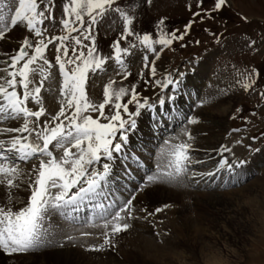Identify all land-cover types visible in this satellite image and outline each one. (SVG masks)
I'll use <instances>...</instances> for the list:
<instances>
[{
    "label": "snow or ice",
    "instance_id": "6c2138e0",
    "mask_svg": "<svg viewBox=\"0 0 264 264\" xmlns=\"http://www.w3.org/2000/svg\"><path fill=\"white\" fill-rule=\"evenodd\" d=\"M150 4L151 0H139V3L135 0H63V15L57 23L53 17L54 0H0V39L16 26L23 27L27 33L18 49L5 52L0 60L4 65L0 68L4 73L0 75V123L18 124L0 127V136L4 137L0 138V182L8 188L25 183L30 193L17 209L10 204L0 206V250L4 253L51 246L57 243V236L72 240L74 237L68 235L67 228L83 236L90 234L83 230L85 228L102 227V244L89 247L97 250L104 246L115 247L114 237L130 227L126 221L133 218V200L138 192L149 185L190 186L185 176L192 136L183 126L199 122V117L183 112L178 103L186 94V72L173 69L158 77L156 59L174 41L184 38L193 20L185 23L183 32L179 33L167 30L164 18L155 21L154 31H142L137 27L140 8ZM202 4L203 0H195V10L192 4L186 5L193 18L211 19V13L219 12L227 0H212L208 8ZM109 13L118 15L122 28L118 38L111 42L110 51L104 52L97 45L94 30L98 21ZM49 29L52 30L50 35ZM205 31L219 38L208 29ZM29 34L35 39H30ZM53 43L60 100L59 109L54 114H46L41 90L53 68L45 54ZM194 43L199 44V41ZM255 43L249 39L247 46ZM137 48L141 52L138 57L133 52ZM136 59L142 64L137 78L155 92L141 95L136 83L117 84L112 75L103 84L102 99L94 100L86 91L90 81L94 83L110 69L121 81L127 80L129 66ZM146 74L150 80L144 78ZM240 75L237 83L244 92L256 93L258 106L264 107V86L257 85L259 69L251 66ZM36 77H39L38 82ZM225 94V89H219L215 94L198 95L196 106L214 103ZM30 103L39 107L33 110ZM240 111L241 108L236 107L235 113ZM144 113L151 116V132L173 124V132L180 127L184 139L171 132L168 138L157 137L160 159L154 166L146 164L143 176L133 190L125 194L119 180L113 177V162L120 155H129L130 137L138 130V119ZM248 148L257 151L251 145ZM217 151L221 155L214 170L200 174L193 171L188 178L192 184L200 182L197 175L213 177L221 170L232 183L238 182L248 161L233 159L229 162L222 155L230 152L225 145H220ZM149 152L151 154L152 150ZM130 158L139 163L142 156ZM22 164L29 167L22 169ZM127 175L130 178L131 173ZM140 211L151 216L159 213L161 207L153 212L144 208ZM52 214L60 218L63 227L58 224L54 229L50 222L46 225Z\"/></svg>",
    "mask_w": 264,
    "mask_h": 264
},
{
    "label": "rangeland",
    "instance_id": "374dc122",
    "mask_svg": "<svg viewBox=\"0 0 264 264\" xmlns=\"http://www.w3.org/2000/svg\"><path fill=\"white\" fill-rule=\"evenodd\" d=\"M135 2L139 3V0H135ZM62 3L63 0H54L53 17L57 21V23L59 18H61L63 15ZM187 4H192L193 10H195V0H151L150 6H144L140 8L141 15L138 19L137 27L142 31L152 32L154 31L155 21L159 18H164L166 29L179 33L183 32L185 23H187L189 20H193V23L191 24L184 38L182 40L174 41L173 44L165 48L161 52L160 57L156 59L157 76L159 77L164 72H170L173 69H179L183 72L191 71L189 72V74H192V72H198L200 64L204 63L203 59L208 57V55H210L209 53H211V55L209 56V71L213 76L215 75V77H217L218 79L223 80V86H225V83H228L230 86V90L236 91V95L232 96V98L234 99V103L232 104L233 106L230 108L227 116L222 119L224 130L221 133L224 137V143H222V145L228 147L230 146L231 142H233L234 144H231L232 147L230 149V152H228L230 156L227 154V152L222 153V155L229 158L232 155L231 153L234 152L236 148H240L238 150L236 159H245L246 161H248V163H250L251 158L257 154H260V151L264 148V107L258 106L260 101L256 93L251 92V90H249V92H244L241 85L237 83V81L241 79L240 73L247 69H250L251 66H255L260 71V77L257 81V85L264 86V0H227L226 6L222 7L219 12L213 11L211 13V19L205 17L203 20L193 18L186 7ZM211 4L212 0H203L202 7L208 8L211 6ZM46 23L48 22L46 21ZM17 27L18 29H16ZM121 28L122 25L116 13H109L107 16L98 21L97 27L94 30L98 47L104 52H109L110 44L114 39L118 38V34ZM205 29H208L209 31L215 33L219 38L216 39L212 35H209L208 32L205 31ZM11 31H17V36L13 35L11 32L10 34L7 33L5 38L0 39L1 42L3 41V44H1L0 42V60H3V54L5 52L11 51L13 49H18L20 40H22L23 36L27 34L25 30H21L20 26L13 27ZM48 34H52V30L49 31ZM56 34H58V29ZM29 38L35 39L34 37H31L30 34ZM249 39L256 41V43L252 45V47L247 46V41ZM197 40L199 41V44L194 43V41ZM54 43L49 45L45 53L50 62H52L53 68L51 69V77L49 76L51 80L46 79L44 81V87L42 88L43 90L51 89L52 91H55L58 85L57 83H59L58 68L55 66L54 62ZM85 43H87V41H85ZM8 45H10L9 48L6 47ZM181 45H183V47ZM253 48H255L256 50L253 51ZM157 49H159V46H157ZM133 52L136 53V56H139L141 54L139 48L133 49ZM149 55L151 56V54ZM136 60L138 61L139 59ZM161 60H165L164 64L160 63ZM109 63L111 64V62ZM141 66L142 64L140 60L137 63H131L129 66L130 75L127 80L124 81H121L120 76L115 75V72L110 69L107 75L100 76L94 83H88L86 85V91L94 100L98 101L99 99H102L103 84L107 82L108 76L112 75L115 77L117 84L136 83L137 90L141 92V95H150L156 90L153 89L150 85L144 86L142 80L137 78ZM3 67L4 65L0 63V68ZM145 73H147V69H145ZM0 75H4V73L0 71ZM144 78L149 80L151 79V77H148L147 74ZM36 79L38 82L39 77H36ZM204 89L205 88L200 89V87H198V91L200 93L198 94L199 96L202 95V91ZM196 98L198 99V97ZM183 99L184 98L181 99L182 102L181 100H179L181 103L179 104L180 107L184 103ZM185 104V108L181 107L182 111L184 110L185 113L196 115L200 118L199 122L195 124L183 126L187 128V130L191 133L192 140H196L197 143L201 139L193 135V129L203 124L207 125L210 121L204 113L202 114L203 116L198 115L199 113L201 114V110L204 112L205 108H208V105L197 107L196 103H192V101L190 100H187ZM29 106L33 107V110L38 107V105H32L31 103L29 104ZM236 107L241 108V111L239 113H235ZM253 113L255 114L253 115ZM92 115L95 116L96 113H93ZM145 115L148 114L144 113L138 119V127L142 125L141 122L143 121V117ZM244 118H246V121ZM149 123V127H152V120ZM7 126L15 125L12 121L0 123V127ZM168 126L172 127V124H169ZM233 129H241V131H233ZM180 131H182V129L178 127L177 130H174L173 134L176 135V133H179ZM155 134L152 135L154 136V138H156ZM139 135L140 133L137 130L136 133L130 137L131 143L128 148L129 155H120L117 157V160L113 162V177L115 180H119V184L121 180L125 179V176L122 173L124 167H128L130 165L131 167L129 168H133L132 163L134 159L130 158L131 156H142V160L149 166H154L157 160L160 159L158 140H147L145 142V139ZM1 137L3 136H0V138ZM251 137H256V139L253 140L251 139ZM149 138H151V136ZM236 140L241 142L238 143ZM190 143L191 141H189V144ZM249 145H251L252 149H256L257 151H250L248 148ZM132 149H136V152H132ZM149 150H152L151 154ZM191 155L193 157H191L193 163L197 164V160L201 161L200 158L195 159L196 157L195 155H193V153ZM220 155L221 153H217V158H219ZM192 161L189 162L192 163ZM229 162H231V160ZM120 164L121 166L117 167ZM198 166L199 167H196L192 164L191 167L193 169H188L190 170V174L187 173L186 178H189L192 175L193 171H195L196 173L198 172L199 174L200 172H212L214 162L204 159V161L201 162V165L198 163ZM258 166V173L256 170H254L252 171L253 173L247 175V177L243 179L239 178L240 180H238V182L236 183L230 182V179L225 177V181H228L229 183L223 184L226 185L223 187H221L220 185L222 181L220 177L217 178L218 183L216 184L209 180L211 178H214V176L209 177L208 181L203 179V181H205L206 183L203 182L200 186L198 184H195V187L192 188V192H198L200 195L201 193H212L218 197L216 200H213V204L208 207L213 225L210 227L203 226V229L205 231L202 229V238L196 239L194 242H191L190 245L186 244L185 240H182L185 245L184 251L186 250L185 252L187 254V257L183 259V262H191L190 264H192V262H196L195 264H197L198 262H202L203 258H200L202 254L199 251L201 250V248H203L204 255L206 253L208 254L209 252H215L216 255L213 256L217 257L221 261L223 260L222 264H264V228H262L259 223H257L259 226H253L252 222H249L253 219L258 218L259 212H262L264 214V194L262 193L263 185L257 184L251 186L253 182H255L257 177L264 174V162L262 164H259ZM21 167L22 169H26L27 167H29V165L22 164ZM259 171H261V173H259ZM120 177H124V179H121ZM136 177L140 180L142 176ZM262 178L264 179V177ZM138 181H130L129 185L133 188V186ZM125 183L127 182L125 181ZM152 186L153 185H149L148 187L151 188ZM202 186H207L208 188L202 189ZM6 187L7 186L5 184L0 182V192L4 191ZM144 190L138 192L136 194L137 197H135V199L133 200V203L135 205L133 206V218L131 220H140L139 222L142 221L141 224H144L145 221L142 220L143 217H146V219L149 218L148 220L151 222L154 216L158 214L161 216L162 214V211H160L159 213H154L153 215L149 216L146 212L140 211L141 208L146 209L147 212H153L156 207H161L162 210L169 209L170 207H173L175 209L178 208V205L174 202L166 203L168 207L164 208L163 205L165 204L161 202L157 203L156 201L151 202L148 200L147 202H145V200H139L140 195ZM23 194H25V199H22L24 197L21 196L18 200H16L18 207L22 206V203L26 201V197L30 193L25 188ZM198 197L199 196H197V198ZM9 198L13 197L10 196ZM253 201L258 202L255 203ZM186 202L187 204H190L192 206V212H195V214H192L190 217L195 221L199 220L197 218L198 208L195 205L194 200H186L185 203ZM2 203H5V198L2 194H0V206H2ZM254 209L257 210L255 211ZM203 215L206 217L209 216V214ZM126 222L129 223V220H127ZM178 224H180V222H178ZM197 226L199 227V229L202 228V224L200 222ZM169 232L170 229H168V231H166L165 233L168 234ZM122 233L124 234V231ZM120 235L121 234L119 233L114 238H119ZM98 236H90L91 243L89 240V244L96 245L103 242V238H98ZM149 236L153 240L156 239L154 242L158 244L166 242L165 240L163 241L159 238H156L153 231L149 232ZM95 238L96 241H93L95 240ZM181 238L182 237L179 238L180 241ZM179 239H177V241ZM76 241L77 240L74 241L75 243L72 242L73 244L69 243V245L65 247L59 246L58 249L70 247V249L72 250H77V247L79 245ZM89 244L86 247L84 246L85 251L87 252L86 254H90L87 260H89V257H91V260L101 259V261L98 260V262L96 263L101 264L100 262H102L103 264V260H107V255L104 254L111 250H108V247L104 246L103 248L99 249L101 251L98 252L99 254L94 253L93 251H90ZM191 247L194 249V251L191 250ZM81 248L83 247L81 246ZM109 248L111 247L109 246ZM211 248H213L212 250L214 251H212ZM218 249H224V251H222V253H219ZM38 254L40 253L28 252L25 254V256H39ZM100 254L102 255V257H100ZM111 254L114 255V253H110V255ZM87 260L85 262H87ZM49 264L54 263L53 261H49ZM123 264H128V262H124Z\"/></svg>",
    "mask_w": 264,
    "mask_h": 264
},
{
    "label": "bare ground",
    "instance_id": "6f19581e",
    "mask_svg": "<svg viewBox=\"0 0 264 264\" xmlns=\"http://www.w3.org/2000/svg\"><path fill=\"white\" fill-rule=\"evenodd\" d=\"M16 29H18V27ZM21 30H25V29L21 27ZM12 31L10 30L8 34H10ZM17 33H18L17 31L12 32V34L15 36H17ZM1 44H3V41L1 42ZM6 47L9 48L10 45ZM7 52H10V51H7ZM209 54L211 55V53ZM210 55H208V57L203 59L204 63L200 64L198 72H192V74L191 73L189 74V72L191 71L189 72L184 71L186 72V76H187L186 79L187 78L188 79L185 81L187 86L184 89V92L186 93V95L182 97L184 98L183 99L184 103L182 104L181 107L185 108V105H186L185 103L187 102V100L192 101V103H196V99H197L196 97H198V94H200L198 91V87H200V89L205 88L202 91V95L200 96H203L208 93L215 94L219 89H225L226 94L224 96L218 97L216 102L208 104V108H205L204 112L201 110V114L200 113L198 114L200 116H203L202 114L204 113L210 121L208 122L207 125L203 124L193 129V135L197 136L201 140L196 143V140L191 139L190 149H189V159L192 157L191 154L193 153V155H195L196 157L195 159L200 158L201 161L197 160V164H195L192 161V158H193L192 157L189 160V161H192V163L189 162V164L190 163L191 164L190 165L188 164V169H193L191 167L192 164L196 167H199L198 163L201 165V162H203L204 159L214 162V167L212 170H214V168L217 166V162L220 158V157L217 158L216 156V154L219 153L217 150L219 149L220 145L224 143V137L221 134L224 130L222 119H224L229 113V110L233 106L232 104L234 103V99L232 98V96L236 95V91L230 90V86L228 83H225V86H223L224 85L223 80L218 79L217 77H215V75L213 76L212 73L209 71V66H210L209 56ZM138 61L135 60L136 63ZM164 61L165 60L163 61L161 60L160 63L164 64ZM50 77L48 78L49 80H51ZM98 78L99 77H97L95 81H97ZM89 83H93V82L90 81ZM57 84L58 85L55 91H52L51 89H47V90L42 89L41 91V97H42L43 106L45 108V111L47 109V111L51 114H54V112L59 109V100H60L59 83ZM189 96H191V98H189ZM178 103L181 104L180 101ZM47 111L46 113H48ZM151 120L152 119L150 115H145L143 117V121L141 122L142 125L138 127V131L140 133L139 136L143 137L145 139V142L147 140H153V141L155 139L157 140V137L168 138L170 132H172V134L174 133L173 124H172V127L168 126L167 128H161V130L159 132H156V134L151 132L150 129L152 127H149L148 125V123L151 122ZM15 126H18V124H15ZM177 129L178 127L175 128V130ZM177 133H176L177 137H179L180 139H184V137L182 136V131H180L178 134ZM153 134L156 135V138L152 136ZM150 136L151 138H149ZM203 137H206V138H203ZM1 138H4V137H1ZM231 144H234V143L233 142L230 143V146H228L229 149H231L232 147ZM239 149L240 148H236L235 151L231 153L232 154L231 157L229 158L227 157L229 161L236 159ZM227 154L230 156L228 152ZM263 162H264V148L260 151V154L253 156L250 160V163H247L244 166V169L241 172L239 178L243 179L247 177V175L252 174L253 173L252 171L254 170L257 171L259 167L258 165L262 164ZM120 166L121 164L118 165L117 167H120ZM189 171L190 170H188V173L190 174ZM237 171H239V169ZM122 173H124V170H122ZM259 173H261V171H259ZM197 174L199 173L197 172ZM186 177L187 176H185V182L186 184L190 186L178 187L175 185L158 184V185L152 186L151 188L148 187L141 193L139 200H145V202H147V200L151 202L156 201L157 203L161 202L164 204L168 202H174L175 204L178 205V208L175 209L173 207H170L169 209H163V210L161 209L162 211L161 216L158 214L154 216L153 219L150 218L152 219L151 222L148 220L149 218L148 219H146V217H143V219L140 218L145 221L146 225L145 223L141 224L142 221L139 222L140 220L139 221L138 220L136 221V219L129 220V225H130L129 229L125 230L124 234L122 233L123 231L120 232L121 235L119 238L118 237H116V239L114 238L115 248L111 246H110L111 248H109V246H107L108 250H111L109 252L114 253V255L113 254L110 255L109 252H106L109 254V256L106 253L104 254V255H107V260L106 261L103 260V264H123L124 262H128V264H190L191 263V262L190 263L183 262V259L187 257V254L185 252L186 250L184 251L185 245L182 240H185L186 244L190 245V243L194 242L196 239L202 238L201 232H202V229L204 228L203 226L210 227L213 225V222L211 220V215L208 211V207L213 204V200H216L218 196H215L212 193H201L200 195L198 192L197 193L192 192V188L195 187V184H192L191 181ZM218 177H220V179L222 180L220 185L229 183L228 181H225L226 176L223 173V170H221V174L214 175V178L209 179V176H206V175L201 178L199 175H197L196 179L199 178L200 182L198 183V185L200 186L203 182H205L203 181V179L207 181L209 179L210 181L216 184L218 183V179H217ZM262 177H264V174L262 176L257 177L255 182H253L251 186H254L257 184L263 185L262 193L264 194V179ZM239 178L238 180H240ZM230 182H232L231 179H230ZM26 187L27 186L25 183L20 184L19 187H15V188L6 187L4 191L0 192V194H2L5 198V203H2V206L7 207L10 204V206L13 207V209L19 208L16 200H18L21 196L24 197L22 199H25V194L23 193ZM207 188L208 187L205 186L202 189H207ZM7 195L9 197L12 196L13 198H9ZM197 196L199 197L197 198ZM186 200H194L195 205L198 208L197 218L199 220L195 221L190 217L192 214H195V212L194 211L192 212L191 210L192 206L190 204H187V202L185 203ZM257 202L258 201H256L255 203ZM134 205L135 204L133 203V206ZM254 210L256 211L257 209H254ZM203 214H206V215L209 214V216L206 217ZM262 214H263L262 212H259L258 214L259 219L256 218L249 222H252L253 226L258 225L257 223H259L260 226L264 228V214L263 215ZM249 218H252V217H249ZM46 222L48 223L50 222L54 229L59 224V221L53 216H51L50 221L46 220ZM178 222H180V224H178ZM199 222L202 224V228L200 229L197 226ZM61 227H63V225ZM168 229H170V232L166 234L165 232L168 231ZM84 231L90 233L89 237H85V238L77 237V238H73L72 240L68 241V240L62 239L61 237L57 236L56 244L51 245V246L42 247L39 249H35L33 251L35 253L39 252L40 253L38 254L39 256H36V255L25 256L27 252L6 254L2 250H0V264H49V261H53L54 264H97L96 262H98V260L101 261V259L91 260V257H89V260H87L90 254H86L87 252L85 251V247L89 244L90 235L91 236L99 235L98 238H103L101 235V233L103 232V228L95 227V228L86 229ZM151 231H153L156 238H159L160 240H163V241L165 240L166 242L161 243V244L154 242L156 239L153 240L149 236V232ZM77 234H80V233L78 232ZM68 235H71V233H68ZM176 236H177V239L182 237L181 241L180 239L177 241ZM75 240H77L76 242L80 246V247L75 246L77 247V250H72L70 249V247H66L64 249H58L59 246L65 247L69 245V243L74 242ZM93 241H96V238ZM90 243H91V240H90ZM100 244H102V242ZM81 246L83 248H81ZM212 249L213 248H211V250ZM191 250L194 251L192 247H191ZM90 251H93L94 253L101 252L100 250H97L94 248H90ZM222 251H224V249L219 250V253H222ZM199 252L202 254L201 257L200 256L199 257L201 259L203 258L202 262H198L199 264H222L223 263V260L221 261L217 257L213 256V255H216L215 252L214 253L209 252L208 254L206 253L204 255L203 248H201ZM100 257H102V255ZM85 259L87 260V262H85L86 261ZM100 263L102 264V262ZM195 263L196 262H192V264H195Z\"/></svg>",
    "mask_w": 264,
    "mask_h": 264
}]
</instances>
